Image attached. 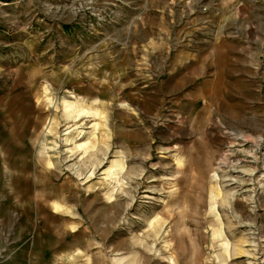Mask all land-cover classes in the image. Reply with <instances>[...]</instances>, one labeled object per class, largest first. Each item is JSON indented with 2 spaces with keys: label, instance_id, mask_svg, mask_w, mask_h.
Listing matches in <instances>:
<instances>
[{
  "label": "rangeland",
  "instance_id": "1",
  "mask_svg": "<svg viewBox=\"0 0 264 264\" xmlns=\"http://www.w3.org/2000/svg\"><path fill=\"white\" fill-rule=\"evenodd\" d=\"M0 264H264V0H0Z\"/></svg>",
  "mask_w": 264,
  "mask_h": 264
}]
</instances>
